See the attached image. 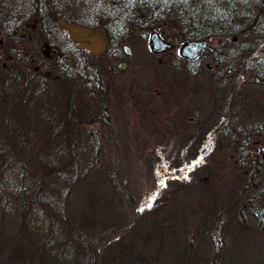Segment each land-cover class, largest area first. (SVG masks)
<instances>
[{
	"label": "rangeland",
	"instance_id": "374dc122",
	"mask_svg": "<svg viewBox=\"0 0 264 264\" xmlns=\"http://www.w3.org/2000/svg\"><path fill=\"white\" fill-rule=\"evenodd\" d=\"M63 1L93 15L81 0ZM31 5L32 0H0V10L9 9L10 14L9 21H0V32L6 33L10 25L25 34L15 47L40 52L44 34L54 39L61 31L56 21L31 29L33 20L26 16ZM100 16L91 19L98 22ZM139 23L122 40L133 51L129 66L113 77L110 71L104 73L101 91L86 90L67 77L48 83L57 96L72 98L69 103L79 122L68 134L78 150L81 145L86 150L82 164L92 159L94 150L99 152V162L68 194L61 217L84 234L87 247L76 263L122 264L121 254L126 258L127 252L143 264H264V229L240 211L244 197L255 191L264 195V159L258 153L264 145V84L254 81L247 64L249 57L260 55L248 49L252 36H212L208 42L217 54L202 52L188 64L178 53L183 40L175 26L154 28L171 44L167 51L154 53L148 39L153 29ZM6 38L10 44L12 39ZM109 48L107 56L115 57V43ZM65 51L69 58L84 55ZM106 58L94 61L106 67ZM106 106L108 117H100ZM29 121L33 124V117ZM241 126L251 133L242 146L236 142ZM47 140L39 148H48ZM252 159L258 175L251 192L244 187ZM20 204L8 202L4 209L0 201V264H56L39 245L43 236L32 230L29 203L23 212ZM37 210L42 217H58L42 206ZM97 215L107 217L106 232L98 230ZM217 219L222 224L215 243L210 234ZM57 223L58 238L70 239L63 221ZM100 232L104 236L96 239Z\"/></svg>",
	"mask_w": 264,
	"mask_h": 264
},
{
	"label": "trees",
	"instance_id": "16d2710c",
	"mask_svg": "<svg viewBox=\"0 0 264 264\" xmlns=\"http://www.w3.org/2000/svg\"><path fill=\"white\" fill-rule=\"evenodd\" d=\"M8 10L4 11L7 16L0 10V21H9ZM124 10L126 20L123 22L79 23L87 26H104L108 33L109 47L115 43L118 48L117 42L130 34L132 27L135 26L133 24L137 22L142 26L162 31L166 26H175L182 40L229 35L243 37L249 34L252 40L248 49L251 53L259 50L260 55L249 57L250 54L245 52L247 50L242 54L249 57L247 64L252 74L264 78V0H127ZM109 11L113 9L108 8ZM100 15L101 18L105 17L107 10L103 14L105 16ZM140 15H143V18H139ZM166 19H169L170 23ZM22 23L23 21L19 24ZM7 29L5 30L7 37L12 41L10 44L6 41L5 46L9 49L14 48L12 50L14 57L6 68L0 66V201L4 202V209L8 202L12 205L14 202L21 203L18 208L22 212L26 210L24 207L26 202L29 203L31 217L34 220L31 222L32 230L37 229L43 236L39 243L42 251L47 250L49 258L56 260V264H77L81 249L87 247L83 241L84 234L80 227L72 225L69 219L66 224L61 217L65 215L63 212H66L64 206L68 194L91 172L93 165L99 162V152L94 150L92 159L82 164L87 158L84 152L86 150L80 148L82 145L78 150L77 141L68 134L74 123L78 122L73 111L74 105L69 103L72 102V98L65 99L62 94L57 96L56 92L48 87V83L51 80H58L59 77H67L77 81V86L80 85L86 90L91 89L87 82L93 80L90 56L86 54L79 59L74 55L71 59L54 57L48 63V72L42 65L39 71H33L22 54L17 52V49V53L15 52V44H19L23 38L14 34L13 31L16 29L13 30L10 25ZM215 54L216 49L210 55ZM31 117L34 119L33 124L29 121ZM249 131V127H240L237 144L246 145L244 139L251 135L248 134ZM43 135L46 137H42ZM43 138L48 139L45 142L48 148H39ZM86 138L87 135L85 142ZM92 148L95 149L93 146ZM251 161L247 166L249 168L245 170L248 176L244 188L252 192L255 176L258 175V166L255 159ZM262 193L255 191L244 197L240 211L243 212L242 216H246L244 211L247 212L256 226L264 229ZM40 206L56 213L57 222L63 221L69 229L70 239L58 238V223L53 218L42 217L37 210ZM104 207L110 209L109 201L105 202ZM96 218L99 223L98 230L106 232L107 217L97 215ZM221 224L218 219L213 222L214 230L210 236H213L215 243L219 241ZM101 232L96 239L104 236ZM123 254L126 258L121 254L122 264H143L140 259H134L137 255L131 254L130 257L127 252ZM86 256L89 258L88 252ZM118 258L117 255L113 260L116 261Z\"/></svg>",
	"mask_w": 264,
	"mask_h": 264
},
{
	"label": "flooded vegetation",
	"instance_id": "af4514ba",
	"mask_svg": "<svg viewBox=\"0 0 264 264\" xmlns=\"http://www.w3.org/2000/svg\"><path fill=\"white\" fill-rule=\"evenodd\" d=\"M81 1L84 7L86 4L88 5L90 12H92L94 16L95 15L98 16V14L103 15L104 13H106V10H107V15L106 16L103 15L105 17H102L100 21H98L99 23L123 22L126 20L124 8L126 6L127 0H81ZM86 1H88V3ZM71 6H72V3H71ZM30 8L33 10L31 11V13H29V15H26V16H28L31 20H33V23H30L31 29L35 28L36 23L41 22V23L47 24V23H53L54 21H56L57 26L59 30L61 31L60 34L56 33L54 35L53 37L54 39L52 38L50 39L46 36V34H44L45 36L40 44V52L32 51L30 46L29 47H23V46L15 47V52L17 49V52H20L22 54L23 59L27 60L31 64V66L33 65L32 67L33 71H39L40 66L42 65L45 68L46 72H48L46 69V66L49 65L48 63L51 59H53L54 57H60V56H62L63 59L69 58V57H65L67 55L65 49H67V51L74 50V49L80 52L83 51L84 55L87 54L86 56L88 57L90 56L89 59L91 61V68L93 69L91 70L93 74V80L87 81L90 84V87H91L90 90L91 91H94V90L101 91L102 89H104V82H105L104 73H107L108 71H110L109 76L113 77L115 75V71L120 72L129 66V61L132 55L130 58L127 57V54L123 51L122 47L119 46L121 44V41L118 42L119 48L116 46L117 48L116 50H114L115 57L107 56V53L110 50V48H109L108 33L105 27H103V29L106 34L107 47L104 52H100L97 54L89 53L86 51L85 48L77 46V40L71 38L68 32L64 30L63 28H61L60 23H59L60 19L64 20L65 22H69V23L92 21L91 18H93V15H91V13L87 12L86 10L73 9L63 0H32V5ZM108 8L113 9V11L108 12ZM120 13H122V15H120ZM79 15H85L86 18L87 19L89 18V19L87 21L80 20L78 19ZM139 18H143V15H140ZM3 33L0 32V66L2 68H6L9 62L14 57L12 53V50L14 48L9 49L5 46L7 36H6V33L4 34ZM14 34H16L17 36L23 39L25 38V34L17 33L16 31H14ZM30 36H31V33L29 32L28 37ZM65 40H67L69 43L63 44ZM44 43L49 46H56L59 49V53L53 52L51 50H48L47 53L45 52L43 53L41 50V46ZM62 44L66 45L67 47L63 46ZM167 50H164L163 52ZM98 57L108 59V64L106 65V67H100L99 63H94V60ZM199 58L200 57L198 55L192 61L187 60L185 58H183V60L185 61V63L190 64L191 62L196 61ZM69 59H71V57ZM106 59H104L105 63H106ZM158 60L160 61L161 58H159ZM106 108L107 106L102 107L103 112L101 113L100 117H103V118L108 117ZM96 117L98 116L96 115ZM96 117L92 118L90 123L94 122L96 120Z\"/></svg>",
	"mask_w": 264,
	"mask_h": 264
},
{
	"label": "water",
	"instance_id": "95a60500",
	"mask_svg": "<svg viewBox=\"0 0 264 264\" xmlns=\"http://www.w3.org/2000/svg\"><path fill=\"white\" fill-rule=\"evenodd\" d=\"M61 28L66 30L69 36L77 40V46L83 47L89 53L104 52L107 47V39L104 29L101 27H88L80 24H73L59 20ZM235 39V37L233 38ZM123 51L130 58L132 50L129 44L121 43ZM149 45L153 52H161L171 47L169 42H166L160 34L154 30L149 35ZM207 48L210 52L213 51V47L207 43L206 39H188L181 43L179 47V54L188 59L195 58L201 50ZM43 52L47 53L48 50L59 53V49L56 46H49L47 44L42 45ZM254 81L264 84V79L254 76ZM259 152L264 158V145L260 146Z\"/></svg>",
	"mask_w": 264,
	"mask_h": 264
},
{
	"label": "snow or ice",
	"instance_id": "6c2138e0",
	"mask_svg": "<svg viewBox=\"0 0 264 264\" xmlns=\"http://www.w3.org/2000/svg\"><path fill=\"white\" fill-rule=\"evenodd\" d=\"M155 197H153V199H154ZM147 207L148 208H151L152 207V204L151 203H149L148 205H147Z\"/></svg>",
	"mask_w": 264,
	"mask_h": 264
}]
</instances>
